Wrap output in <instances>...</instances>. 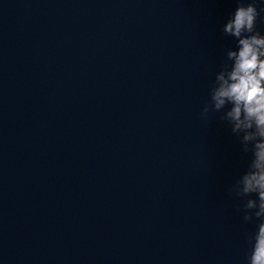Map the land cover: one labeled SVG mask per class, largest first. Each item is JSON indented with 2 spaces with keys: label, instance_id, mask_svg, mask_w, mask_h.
Returning a JSON list of instances; mask_svg holds the SVG:
<instances>
[{
  "label": "water",
  "instance_id": "95a60500",
  "mask_svg": "<svg viewBox=\"0 0 264 264\" xmlns=\"http://www.w3.org/2000/svg\"><path fill=\"white\" fill-rule=\"evenodd\" d=\"M236 6L0 0V264H247L251 154L201 114Z\"/></svg>",
  "mask_w": 264,
  "mask_h": 264
},
{
  "label": "clouds",
  "instance_id": "9594fccd",
  "mask_svg": "<svg viewBox=\"0 0 264 264\" xmlns=\"http://www.w3.org/2000/svg\"><path fill=\"white\" fill-rule=\"evenodd\" d=\"M236 4L222 27L223 34L235 40V48L226 49L201 114H220L242 153L251 154L247 170L228 191L243 220L255 224L248 237L247 264H264V34L257 30L258 19L264 22V0Z\"/></svg>",
  "mask_w": 264,
  "mask_h": 264
}]
</instances>
